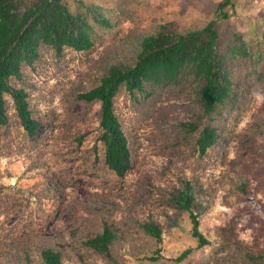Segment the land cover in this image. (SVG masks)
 Masks as SVG:
<instances>
[{"label": "rangeland", "instance_id": "obj_1", "mask_svg": "<svg viewBox=\"0 0 264 264\" xmlns=\"http://www.w3.org/2000/svg\"><path fill=\"white\" fill-rule=\"evenodd\" d=\"M65 1L74 14L96 6L105 23L88 14L91 47L57 53L40 44L20 77L10 78L26 91L38 126L28 135L4 95L0 264H44L46 249L60 264H264V0H234V13L214 21L220 0ZM211 21L229 71L227 96L204 112L200 82L187 71L140 90L120 85L113 110L130 163L116 174L99 137L101 102L79 94L112 66H132L142 38L160 25L184 34ZM205 126L215 137L201 154L197 138ZM185 182L202 245L177 205ZM146 223L158 226L159 242ZM105 227L114 234L108 255L85 243Z\"/></svg>", "mask_w": 264, "mask_h": 264}, {"label": "trees", "instance_id": "obj_2", "mask_svg": "<svg viewBox=\"0 0 264 264\" xmlns=\"http://www.w3.org/2000/svg\"><path fill=\"white\" fill-rule=\"evenodd\" d=\"M233 13L234 0H220L215 7L213 21L227 19ZM88 14L105 23L94 5H88L86 12L74 14L65 0H0V124L5 121L4 95L7 94L13 101L21 126L28 135H34L38 122L31 115L27 93L23 88L13 86L10 78L20 77L22 63L29 64L37 57L40 44L53 47L57 53L64 46L75 50L91 47L90 25L86 20ZM213 21L184 34L177 32L172 24L160 25L156 32L142 38L132 66H112L98 85L79 94L85 101L101 102L99 137L104 146L105 163L116 174L124 173L130 163L127 138L113 110L112 99L120 85L130 91L140 90L144 83L171 80L187 71L200 82L199 102L204 112H211L227 96L231 81L226 57L216 46L218 33ZM214 137V129L209 126L200 131L197 146L201 154L213 143ZM176 200L179 208L188 211L191 233L198 244L206 243L198 229V214L191 209L193 195L190 183L185 182ZM144 229L157 242L161 240L160 229L155 224L146 223ZM113 238L112 231L105 227L85 243L108 255ZM188 253L186 249L174 259L181 260ZM41 255L44 264H60L59 254L53 250H43ZM148 259L156 260L157 256H149Z\"/></svg>", "mask_w": 264, "mask_h": 264}]
</instances>
